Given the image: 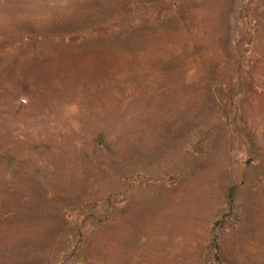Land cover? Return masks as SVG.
Segmentation results:
<instances>
[{
  "label": "rangeland",
  "instance_id": "obj_1",
  "mask_svg": "<svg viewBox=\"0 0 264 264\" xmlns=\"http://www.w3.org/2000/svg\"><path fill=\"white\" fill-rule=\"evenodd\" d=\"M0 264H264V0H0Z\"/></svg>",
  "mask_w": 264,
  "mask_h": 264
}]
</instances>
